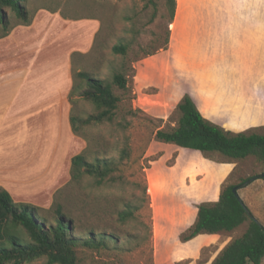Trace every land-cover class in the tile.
Segmentation results:
<instances>
[{
  "label": "rangeland",
  "instance_id": "obj_1",
  "mask_svg": "<svg viewBox=\"0 0 264 264\" xmlns=\"http://www.w3.org/2000/svg\"><path fill=\"white\" fill-rule=\"evenodd\" d=\"M190 1L176 0V17L170 24L158 15L149 21L153 7L149 3L144 7V0L26 1L32 20L36 15L41 16L37 24L47 21L43 17L45 10H56L62 16L76 18L95 17L99 22L98 30L92 42L87 44L85 53L72 55L71 69L87 71L106 81L111 80L114 72L122 71L128 80L127 90L113 86L114 93L120 97L115 118L111 122L87 126L83 129L85 139L74 135L76 139L70 146L71 156L88 144L98 153L113 158H117L122 146L129 147L130 159L120 167L122 172L115 173L122 174L124 189L111 184L95 187L89 178L75 185L70 182L69 173L60 172L56 174L52 196L43 197L45 206L41 212L49 217L58 204L75 218L79 232L93 228L119 236V248L94 250L77 247L78 264H209L231 238L245 230L246 222L231 231L199 234L186 242L179 240V234L191 223L194 207L204 200V194L201 196L200 191L197 192L198 185L201 188L204 184L206 192L213 189L217 194L225 180L239 184L243 179L263 172L264 162L253 156L229 163L218 162L197 150L183 149L152 138L158 126L174 124L170 115L181 96L188 94L194 98L193 91H196L192 83L191 61L175 59L174 42L169 46L168 41L165 49L155 50L164 40L166 27L169 39L170 34L174 39L182 33V19L183 24H190ZM133 14L137 31L134 34L128 32L131 24L126 19ZM122 40L130 42L125 57L111 50ZM148 52L153 54L147 55ZM217 82L221 86V82ZM214 98L222 100L220 95ZM70 105V114L75 116L85 117L95 112L90 102L76 94ZM254 130L264 133V126ZM11 143L16 142H6L9 147ZM207 178H210L211 185H208ZM137 181L146 185L148 208L147 205L142 207L139 215L121 224L115 215L121 205L118 196L127 199L132 191L130 188ZM237 192L264 226V177L252 180ZM44 261L45 258L40 257L25 264H44ZM260 264H264V257Z\"/></svg>",
  "mask_w": 264,
  "mask_h": 264
},
{
  "label": "crops",
  "instance_id": "obj_2",
  "mask_svg": "<svg viewBox=\"0 0 264 264\" xmlns=\"http://www.w3.org/2000/svg\"><path fill=\"white\" fill-rule=\"evenodd\" d=\"M190 3V24L181 20L182 33L174 39L170 34L169 46L174 42L175 59L191 61V99L224 129L264 126V0ZM45 12L42 24L36 15L0 37V187L16 203L41 208L43 197L52 196L56 174L69 173L76 139L69 121L72 55L87 51L99 27L95 17ZM203 185L197 189L203 201H215L219 188L215 194ZM195 214L196 206L190 222Z\"/></svg>",
  "mask_w": 264,
  "mask_h": 264
},
{
  "label": "trees",
  "instance_id": "obj_3",
  "mask_svg": "<svg viewBox=\"0 0 264 264\" xmlns=\"http://www.w3.org/2000/svg\"><path fill=\"white\" fill-rule=\"evenodd\" d=\"M26 1L0 0V37L7 35L16 25L31 23L33 15L26 7ZM148 3L153 7L149 21L158 15L166 18V24L172 22L176 0H144L143 6L146 7ZM126 19L131 24L128 32L136 33L135 15ZM168 41L169 29L166 27L164 40L155 50L165 49ZM129 47L130 42L122 40L114 44L111 50L125 57ZM151 54L153 52L147 53ZM71 76L70 102L76 94L95 108V112L85 117L73 114L69 117L72 133L85 139L83 129L87 126L111 122L115 118L120 97L114 93L113 86L127 90L128 80L122 71L114 72L110 81L84 70H72ZM170 117L174 124L158 126L153 132L154 140L197 150L218 162H234L247 156L264 162V133L254 128L239 132L224 129L205 118L188 94L177 101ZM130 156L127 146H122L117 158H113L98 153L86 144L70 158V182L80 185L85 178H89L95 187L111 184L122 190L123 176L115 173L122 172L120 167ZM139 168L142 169L140 165ZM141 181L134 182L127 199L123 195L118 196L121 205L115 211L117 222L124 224L139 215L142 207L147 205L148 208L146 185ZM235 185L223 181L217 199L198 203L193 221L179 234V240L186 242L199 234L231 231L246 222L245 230L231 238L209 264H260L264 257V231L248 216L247 205L240 203L232 192ZM41 211V207L33 204L16 203L10 193L0 187V264H25L40 257L45 258L44 264H78L77 247L94 250L120 247V238L113 232H98L93 228L79 232L75 218L58 204L50 217Z\"/></svg>",
  "mask_w": 264,
  "mask_h": 264
},
{
  "label": "water",
  "instance_id": "obj_4",
  "mask_svg": "<svg viewBox=\"0 0 264 264\" xmlns=\"http://www.w3.org/2000/svg\"><path fill=\"white\" fill-rule=\"evenodd\" d=\"M260 177H264V171L263 172H260V173H258V174H256V175H254V176H252V177H250V178H248V179H246V180H244L243 182H241V183H239V184H236L233 188H232V192L234 193V195L236 196V198L239 200V202L240 203H242L243 204V201H242V199L240 198V196L238 195V192H237V190L239 189V188H241V187H244V186H246L247 184H249L252 180H254V179H257V178H260ZM246 208V212H247V214H248V216L249 217H251V218H253L257 223H258V225L261 227V229L264 231V226L252 215V213L250 212V210L247 208V207H245Z\"/></svg>",
  "mask_w": 264,
  "mask_h": 264
}]
</instances>
